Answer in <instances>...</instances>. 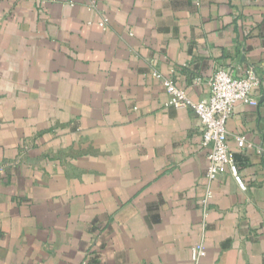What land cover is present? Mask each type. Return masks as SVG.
<instances>
[{
	"label": "crops",
	"instance_id": "1",
	"mask_svg": "<svg viewBox=\"0 0 264 264\" xmlns=\"http://www.w3.org/2000/svg\"><path fill=\"white\" fill-rule=\"evenodd\" d=\"M153 65L195 103L260 78L226 123L246 190L225 171L205 221L198 119ZM202 236L198 264H264V0H0V264H193Z\"/></svg>",
	"mask_w": 264,
	"mask_h": 264
},
{
	"label": "built area",
	"instance_id": "2",
	"mask_svg": "<svg viewBox=\"0 0 264 264\" xmlns=\"http://www.w3.org/2000/svg\"><path fill=\"white\" fill-rule=\"evenodd\" d=\"M32 1L54 2V0ZM109 24V19L104 17L98 26L105 31ZM150 75L160 80L163 85L167 95L165 107L176 110L186 109L198 119L202 139L201 145L207 151L208 161L205 172L206 185L200 198V207L205 221L213 199L212 183L220 180L225 171L229 172L241 191L246 190L244 180L236 166L234 154L227 143L226 123L232 117L236 104L241 103L257 107L258 102L252 92L260 86V78L253 68L247 69L243 77H238L230 69H218L207 81L209 86L207 97L195 103L171 79L162 76L156 66H152ZM199 83H202L201 79L194 80V84ZM236 141L239 149L250 148L243 136H237ZM204 240V236H202L200 243L191 249L193 264H198L206 255Z\"/></svg>",
	"mask_w": 264,
	"mask_h": 264
}]
</instances>
